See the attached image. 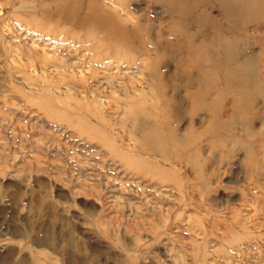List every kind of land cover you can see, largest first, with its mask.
Wrapping results in <instances>:
<instances>
[{
  "label": "rangeland",
  "instance_id": "obj_1",
  "mask_svg": "<svg viewBox=\"0 0 264 264\" xmlns=\"http://www.w3.org/2000/svg\"><path fill=\"white\" fill-rule=\"evenodd\" d=\"M57 1L0 0V264H264V13L247 28L235 21L220 33L237 40L246 54L241 60L255 59L252 78L262 86L248 95L243 83L251 81L241 78L246 60L234 53L237 61L219 57L195 66L201 42L167 31L172 20L163 0H84L130 27L151 24L139 29L151 56L122 62L143 73L120 77L125 94L91 78L118 72L115 46L104 32L89 40L85 30L70 31L71 24L59 26L65 38L45 30L58 25L40 12ZM205 8L212 23L228 26L217 1L207 0ZM178 38L176 52L186 62L182 87L185 78L202 87L212 69L219 87L223 78L232 86L220 97L212 89L222 119L232 103L243 117L226 130L208 110L192 118V99L184 97L186 112L175 126L187 145L156 143L158 153L145 143L159 142L165 130L145 121L155 125L156 110L146 114V107L159 96L142 82L157 85L147 73L162 61L165 44ZM54 71L63 73L58 81L49 75ZM158 110L163 116L165 108Z\"/></svg>",
  "mask_w": 264,
  "mask_h": 264
},
{
  "label": "bare ground",
  "instance_id": "obj_2",
  "mask_svg": "<svg viewBox=\"0 0 264 264\" xmlns=\"http://www.w3.org/2000/svg\"><path fill=\"white\" fill-rule=\"evenodd\" d=\"M49 1L53 2L57 0H49ZM215 1L218 2L221 12L228 14L229 16L227 21L228 26L223 25L224 23H221V25L218 23L217 24L212 23L211 21L212 19L208 18V14L205 8L207 4V0H163L162 1L163 9L165 12H167V19L172 20L171 25L167 26L166 29L167 31H171V32L176 31L178 32V34L184 33V36L186 35V32H188L190 33V35H193V37L198 38L197 41L201 42L199 44L201 45V47H198L199 51L195 54L194 56L195 58L192 59L195 66L200 67L201 64L207 63L208 61H211L212 64L213 60H216L217 63V61H219L218 60L219 57H224V62L227 61L228 57L233 58L232 59L233 61H237L236 60L237 58L235 57L234 53L236 54V56L240 55L238 60L241 62L246 60V66L247 67L250 66L248 68L245 67L241 76V78L246 83L251 81V84H247V85L242 82L245 86V91L247 92L249 90L248 95L249 93H255L258 90H260L262 83L252 78L253 75L251 72H253L252 70L253 68H251V66L254 65L255 62L254 57L247 55L245 60H241L243 56L246 54L245 52H243V49H236L237 40L234 37H228L226 33H223L224 35H221L220 33L222 32V29L225 27H227V29H230L235 21L238 22L239 24L241 23V26H239L240 28L241 27L247 28L251 22L257 23V21L260 20L259 18H261V15L264 13V0H250L249 2L248 0H215ZM75 3H76L75 5H71L72 1L58 0L56 3L54 4L52 3V5L48 6L47 8H43L40 13H42V15L45 17L53 18L54 23L58 25L57 27L53 25L46 26L45 30H47V32L50 33H55L54 35L57 37L65 38L64 31L63 29H61V27L59 28V26H63L61 24L70 26L71 24L72 27L70 26L71 28L70 31L75 32V30L78 31L85 30L84 38L86 37V39L89 40H93L94 39L93 37H95L99 31L104 32V34L102 35L103 39L115 46L112 52V56L114 55L119 60V62L115 64L116 67L118 68V72H115L110 76L103 78H99L98 77L99 75L96 76L95 74L92 75L91 78H94V81L96 82L95 84L96 86L99 85L100 87V84L105 82V85L102 86L104 87L107 86V88H109L108 86H110L111 88H115L117 90L119 89L120 86L121 90L125 94H127V90L124 87L122 81H120V77L125 75L127 77L137 76V78H139L140 75L143 73L138 68L133 70L131 66H128V64L127 66H124L125 64L122 65V62L127 61L129 63L128 59L137 60L141 58L145 60L147 56L148 58L151 56L152 54L151 48L147 52L143 49L142 45H144V39L141 37V34L139 33V29L141 27H145L149 31L151 24L145 22L143 25L139 23L137 26L130 27L125 23H122L117 19L109 16L108 14L104 15L93 5L90 6L86 5L84 0H77ZM253 12H255V15H252ZM54 28L58 29V31L52 32L55 31ZM34 36L35 35H33V37ZM223 37L225 39H222ZM169 42L170 43L165 44V46L161 49L164 51V54L162 55V61L159 64L154 62V64H152L153 69L151 68L152 71L147 73L149 77H153L156 79L157 85L155 87H151L149 83L146 84L147 81L142 82V84L145 83L146 86L145 89H147L146 91L150 92V88H153L155 90L157 89L156 92L158 93L159 96L158 102H151L150 105L146 107V110H148L146 114L150 113L149 110L152 111L156 110L152 112V116L155 115L153 119L155 120L154 123L156 126L149 123V121L147 122L145 121V125L149 126V128H151L152 130H155L157 125L159 126L161 125V127L165 130L162 131L164 136H160V138H158L159 142L149 137L147 138V143H145L146 145H148L146 148H148L153 152H158V153L160 151L158 149V146L155 145L156 143H163L165 145V142H168L167 140H169L170 143H172L173 145L175 144L176 146L179 147H185L187 145V144H183V140L181 139L182 132H180L179 129L175 126V124L179 123V117L182 116L181 113H183V111L186 112L185 108L180 109L181 106L180 104L182 103V99L184 97H187V99H192L191 101L194 106L193 109L191 108L192 112L190 113L191 114L190 116L192 118L200 111V109H205V111L208 110V113L211 116L213 115L214 121H218L217 120V116H218L219 123L223 124V127L226 130H234V124L236 120L235 117H243L240 115V112L235 111V105L232 103L233 110L229 114V117L226 119H222L221 117L222 112L220 113V111H217L219 110L218 104L213 103L211 101L212 89H214V91L220 97L222 96V94L226 95V92L228 91V89L232 88V86L230 85V81L228 78L225 80L222 77L223 85L222 87L220 86L221 87L220 88L218 86V81L214 82L212 80L213 79L212 69L211 71L209 70L208 75H205L204 78L202 79L201 82H204L202 87L192 88L190 87V85H187L186 82H189L190 80L193 81L194 80L193 78H188L187 80L185 78L184 83L186 86L182 87L181 81L183 80H180V78L182 75H185L186 72V62H184L185 55L182 56L181 54H177L176 52L177 50L179 51L181 50L180 48L182 47V45H179L181 40L179 38L175 40L170 39ZM190 43L195 44L196 40L192 39L190 40ZM213 46L214 47L216 46L215 48L221 50L222 53L220 55H217L216 50L213 48ZM251 52L252 54L250 55H254V52L253 51ZM199 54H202V59L200 60L198 56ZM174 62H176L175 71H172V69H168V66H170ZM92 65L96 66L97 69L99 68V66L95 63H92ZM92 65L89 66L87 65V68H90ZM222 65L220 66L221 68ZM225 65L226 64H224L223 66L225 67ZM60 66H62V64L60 65L55 64L51 67L58 68ZM79 71L83 73V70H79ZM56 74L63 75V73L59 71H54L53 74H49V75L53 76L52 78L54 80L58 81L59 79L54 78L57 77ZM39 76H42V78L47 77V75H45L44 72H41ZM80 77H83V80L85 81L84 75ZM112 77L115 80H113ZM113 81L114 83L116 82L115 87L113 86L114 84ZM138 81L140 80L138 79ZM196 82L197 81H195V83ZM57 87L58 86H56V88ZM185 88H187V94L178 95ZM90 90L92 94L95 92L93 89ZM250 90L252 91L250 92ZM70 92L74 93L72 89L70 90ZM136 93H137V89H134L133 94ZM71 96H73V94ZM139 99L140 98L137 97L135 98V100L137 101H139ZM172 100H174L175 102L177 101V104L176 103L172 104ZM160 108H165V112L161 111V114L163 116L156 115L158 114V111H160L158 110ZM131 111H136V113H138L140 109L132 108ZM219 123L217 125H219ZM138 130L142 132L141 129ZM191 136L193 137L192 141L197 138L195 137L194 130L191 131ZM143 145L144 144H140L139 146H137V148L141 149L144 147ZM180 150L185 152L182 149ZM165 154L166 156H169L167 153ZM166 156L164 158L167 160ZM40 257L42 258V255H40ZM24 263H25L24 260H20V264H24Z\"/></svg>",
  "mask_w": 264,
  "mask_h": 264
}]
</instances>
